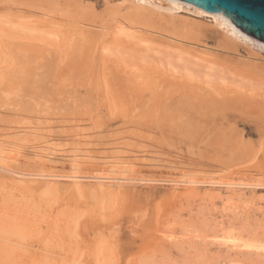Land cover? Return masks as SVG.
I'll return each instance as SVG.
<instances>
[{"label": "rangeland", "instance_id": "rangeland-1", "mask_svg": "<svg viewBox=\"0 0 264 264\" xmlns=\"http://www.w3.org/2000/svg\"><path fill=\"white\" fill-rule=\"evenodd\" d=\"M77 1L98 11L108 2ZM109 1L123 10L134 3ZM190 8L177 16L214 31L203 41L206 49H215L219 33L212 18ZM43 33L15 39L25 48L12 47L18 53L0 56V143H10L8 157L0 160V264H102L94 255L102 241L113 253L105 264H264L258 251L231 245L232 239L264 245V135L256 120L241 116L227 127L181 110L173 100L192 95L190 90L202 95L219 90L259 109L264 70L213 55L197 60L166 49L163 38L146 46L125 35L110 52L99 51L96 65L79 67ZM250 37L235 39L240 55L264 62V42ZM99 163L117 165V174L135 179L106 190L85 180L79 193L69 191L70 180L61 178L47 195L43 178L23 188L22 177L12 176L16 169L72 174L75 164L90 179L102 171L93 168ZM218 172L242 185L164 181L182 173L211 180L203 175ZM50 215L54 219L45 234Z\"/></svg>", "mask_w": 264, "mask_h": 264}, {"label": "bare ground", "instance_id": "bare-ground-1", "mask_svg": "<svg viewBox=\"0 0 264 264\" xmlns=\"http://www.w3.org/2000/svg\"><path fill=\"white\" fill-rule=\"evenodd\" d=\"M161 1H166L168 3L166 7H164V4L162 6V4L156 3L155 0L154 2L156 4H153L152 0H134V3L128 10H123V7H118L119 5H114L111 3L112 1L110 2L108 0V2L104 4L105 8L98 11L95 5L84 4L83 2L77 0H0V56L9 58L10 56L18 53L12 47H15L16 49L25 48L24 43L22 44V42L15 41V39H34L36 38L37 33L43 36V32H45L51 34L53 39L59 42V49L61 52L64 50V52L68 51V54H71L70 56L68 55V60L70 62H73V64L76 63L79 67L80 65L94 66L99 59L97 58V55L100 53L99 51H109L115 45L117 46V42L122 40L121 37L125 35L127 38H134L139 43H143L146 46H150L152 43H156V40L163 38L162 43H165V45H163L166 46V49H173L180 54H187L197 60L206 61L203 60L201 54L213 55L218 59L232 61L237 64H247L255 68H259L260 70H264L263 58L257 55H249L244 58L240 55L238 43H236L237 41H235V39L245 42L252 41V39L249 34L241 29L231 17L225 15L223 12L207 11L184 0ZM149 5H153L158 11H154L152 8L148 7ZM191 6L194 8L193 11H195L198 15L212 18V26L215 28V31L219 33L215 38L217 45L215 49H206L207 45H205L203 41V39L214 37V31H210L209 27L202 22H193V20L190 21L186 18H180V16H177V12L191 9ZM163 11H166L169 14H164ZM44 27H49V30L44 29ZM63 31L64 34L67 33V36L63 37L64 39L62 38L64 34L61 35L60 33ZM40 40L43 39L41 38ZM159 43L161 42L159 41ZM42 50L46 51L48 49L43 48ZM242 68H244L242 71L245 72H248L247 70H249L248 68L246 70L245 67ZM252 71L251 75L260 76L257 74L258 72L256 70ZM147 72L148 71L145 73L147 74ZM141 75L140 77H143ZM161 83L162 81L160 80L158 86H161ZM218 91L215 93L207 92V94L202 95L197 91L190 90L192 95H174L173 100L176 101L177 105L180 104L179 109L181 108L182 110L184 108L195 115L205 116L208 120L211 119V123L217 122L219 125L226 124L227 127H230L232 124L236 126L239 123V117L241 116L253 118L257 122L256 128L259 133L264 135V107H258L259 109H256V106H254L255 108L246 107L240 101L238 102V98L235 99L230 96L229 91L228 95L224 94L225 92ZM9 144V141L4 140L0 143L1 162L8 157L7 154ZM41 164L45 166V163ZM4 165H6V163ZM73 165V169L75 170H73L74 172L72 174H57L46 170L38 172L37 170L29 171L27 169L29 172L25 170V174H27L25 175L22 171L19 172L16 171V169L14 170V173L16 172L17 175L12 176L22 177L23 180L19 185H22L23 188L27 184H31L30 182H34L38 177L43 178L42 181H40L43 184L42 186L45 187L44 189L46 190L47 195H49L48 193H53V186L50 184L55 183L57 179L61 178L70 180L68 183L69 191L73 190L76 192L77 190L79 193H81V187L85 180L97 181L98 183L96 184L99 185L102 190V188H109L113 185L121 186L123 183L135 179L132 174H117L116 171L118 169L115 168L117 165L107 166L103 163L102 165L94 164V167L92 166L93 168H100L102 171L89 176L91 178L88 179L85 178L88 177L87 175L77 171V166L75 164ZM172 168H174V164L169 166V171ZM10 170L12 171V169ZM106 170H108V173ZM26 176H28L29 179H26ZM203 176L210 177L211 180L207 179L202 181L197 178L187 179V175L182 173L179 177H168L169 179L164 181L175 184L188 183L189 186L191 184L198 185L202 183H209L215 186L226 185L229 187H238L242 185V183L239 182L226 180L228 179L226 177L228 176L227 172H218L215 173V175L204 174ZM250 185H253V183ZM42 186L39 187L42 188ZM112 194H114V192ZM44 195L46 196V194ZM112 196L116 197L115 195ZM113 199L115 200L116 198ZM53 219V215L48 216V219L46 220V228L43 230L45 232L43 233L46 234V231ZM79 222L80 220L78 221V224ZM74 223L76 225V221ZM231 241V245L236 249H248L251 252L255 250L258 251L257 253L264 255V245H254L255 243L249 244L246 241L237 242L233 241V239ZM97 245V249L94 250L96 251L94 254L95 258L102 264L107 263L110 259L112 260L113 253L111 249L107 248L105 242L102 241Z\"/></svg>", "mask_w": 264, "mask_h": 264}, {"label": "water", "instance_id": "water-1", "mask_svg": "<svg viewBox=\"0 0 264 264\" xmlns=\"http://www.w3.org/2000/svg\"><path fill=\"white\" fill-rule=\"evenodd\" d=\"M211 12H223L250 36L264 42V0H184Z\"/></svg>", "mask_w": 264, "mask_h": 264}]
</instances>
